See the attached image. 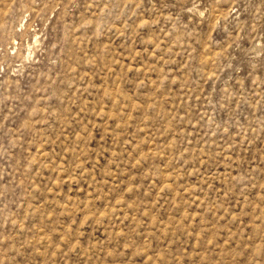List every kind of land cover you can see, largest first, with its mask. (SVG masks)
Wrapping results in <instances>:
<instances>
[{"label": "rangeland", "instance_id": "1", "mask_svg": "<svg viewBox=\"0 0 264 264\" xmlns=\"http://www.w3.org/2000/svg\"><path fill=\"white\" fill-rule=\"evenodd\" d=\"M0 264H264V0H0Z\"/></svg>", "mask_w": 264, "mask_h": 264}]
</instances>
